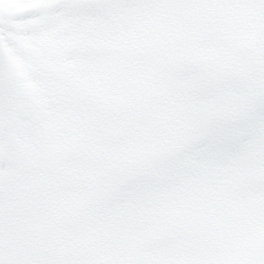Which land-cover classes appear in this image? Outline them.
Returning a JSON list of instances; mask_svg holds the SVG:
<instances>
[{
    "label": "snow or ice",
    "instance_id": "obj_1",
    "mask_svg": "<svg viewBox=\"0 0 264 264\" xmlns=\"http://www.w3.org/2000/svg\"><path fill=\"white\" fill-rule=\"evenodd\" d=\"M0 264H264V0H0Z\"/></svg>",
    "mask_w": 264,
    "mask_h": 264
}]
</instances>
